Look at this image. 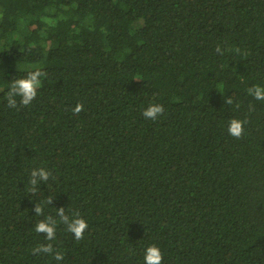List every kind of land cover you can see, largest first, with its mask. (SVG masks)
<instances>
[{
  "label": "trees",
  "instance_id": "obj_1",
  "mask_svg": "<svg viewBox=\"0 0 264 264\" xmlns=\"http://www.w3.org/2000/svg\"><path fill=\"white\" fill-rule=\"evenodd\" d=\"M34 67L47 72L36 99L9 108ZM256 85L264 0H0V264H144L153 244L162 264H264ZM40 167L52 176L34 195ZM59 208L87 221L82 240ZM49 215L53 241L34 230ZM48 243L63 261L32 253Z\"/></svg>",
  "mask_w": 264,
  "mask_h": 264
},
{
  "label": "clouds",
  "instance_id": "obj_2",
  "mask_svg": "<svg viewBox=\"0 0 264 264\" xmlns=\"http://www.w3.org/2000/svg\"><path fill=\"white\" fill-rule=\"evenodd\" d=\"M216 52L223 55V50L219 45L216 48ZM46 76L47 72L39 67H34L33 70L26 72V76L24 75L21 78H15L12 81L9 90L6 92L7 106L9 108H16L18 104L16 99L17 97L20 98L19 104L23 106L30 105L37 97L38 89L42 85V77ZM248 92L249 95H252L255 99L264 101V87L256 85L250 88ZM225 103L231 105L233 103L232 98L225 100ZM72 111L74 114L78 115L81 111H83V104H77ZM164 112L165 109L163 105L152 103L144 109L142 114L147 119L156 120L159 116L163 115ZM246 123L247 121L233 118L229 121V134L236 139H240L244 134V125ZM51 176L52 173L44 167L32 169L28 182L31 193L35 195L38 187L42 183H46ZM52 203V196H48L43 202H38L34 208L36 215L43 216L44 206L51 205ZM57 216L59 217V222L66 226V230L73 234L76 240H82L84 238V234L89 225L87 221L80 216L79 212H75L73 216L70 217L65 213L64 208H59L57 209ZM56 227L57 220L53 216L49 215L45 219L38 221L35 224L34 230L37 233L44 234L47 241H53L56 237ZM32 253H45L53 255V258L58 262L64 260V253L59 250H55L51 243L38 245L32 249ZM163 259V253L157 245L153 244L146 248L144 254V264H162Z\"/></svg>",
  "mask_w": 264,
  "mask_h": 264
}]
</instances>
